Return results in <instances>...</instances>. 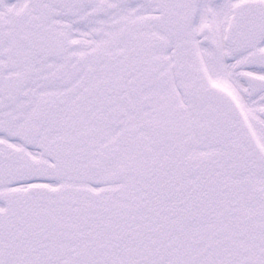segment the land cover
I'll use <instances>...</instances> for the list:
<instances>
[{
    "label": "snow or ice",
    "instance_id": "obj_1",
    "mask_svg": "<svg viewBox=\"0 0 264 264\" xmlns=\"http://www.w3.org/2000/svg\"><path fill=\"white\" fill-rule=\"evenodd\" d=\"M0 264H264V0H0Z\"/></svg>",
    "mask_w": 264,
    "mask_h": 264
}]
</instances>
